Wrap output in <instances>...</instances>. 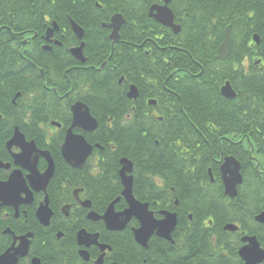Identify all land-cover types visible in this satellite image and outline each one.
<instances>
[{"label":"flooded vegetation","instance_id":"af4514ba","mask_svg":"<svg viewBox=\"0 0 264 264\" xmlns=\"http://www.w3.org/2000/svg\"><path fill=\"white\" fill-rule=\"evenodd\" d=\"M185 1L173 0L168 4L173 24L179 28L176 35L150 17L152 6H163L161 0L147 1L150 6L143 19L142 33L136 22L126 30H123V25L115 44L109 39L112 30L106 26L111 18L105 23L96 21L94 29L81 27L68 19V28L61 29L56 25L57 29L47 40L45 34L52 28L53 22L43 26L45 29L39 34L30 31L8 33L9 40L19 44L17 54L22 60L25 58L23 63L31 66L33 74L15 79L18 90L12 95L8 94L10 83H13L11 77H7V83L0 85V259L8 254L11 256L4 264H154L153 259L144 257L146 250L134 241L133 230L140 225L135 218L123 229L109 231L102 217L116 199L118 201L113 206L116 214L128 208L121 196L124 189L121 160L131 164V172L124 175L132 179L134 199L147 204L155 220L163 218L160 214L163 211L175 213L177 222L186 216V143L175 142L174 145L164 144L161 147L159 141L153 140V153L167 152L165 157L170 163L167 178H163L160 174L144 176L145 167L139 163L138 150L134 154L133 149L120 142L129 133L150 139L154 137L157 126L143 121L142 112L150 113L158 123L163 120L156 110L158 102L155 98L149 95L140 104L141 94L155 86L150 85V79L148 85L139 86L140 74L144 75L139 59L145 58L147 63L155 65L149 59L156 50L164 51L166 55L163 60L166 74H163L164 83L158 87V92L174 99L173 106L166 112L184 115L182 98L174 95V90L167 88L166 84H186L190 78H200L202 72L200 62H194L201 69L199 75L189 76L186 68L187 51L182 43L186 38L182 28L186 20L183 13ZM251 3L258 11L246 14L248 21L244 26L252 33L245 49H240L245 40L236 43L241 34L234 38L236 29L233 26L236 25L228 24L222 30V41L216 47L214 56L219 63H226L235 51H240L243 56L239 71L248 75L251 72L264 74V0H251ZM254 19L256 21L252 23ZM70 21L81 30L80 38L73 33ZM156 29L158 34L151 35ZM226 29H229V54L226 60H219L217 51ZM255 30L258 33L253 32ZM142 36L143 41H140ZM157 41H163L164 46ZM172 58H178L184 66L176 65ZM227 82L234 91L229 81L224 84ZM131 87L137 92L136 100L128 98ZM149 102H155V105ZM79 106L86 110L88 126L85 122L80 124L75 121L76 113L84 112ZM114 113L123 114L120 121L114 118ZM133 120L138 122L133 123ZM93 125L95 128L90 130ZM166 134L169 135L167 131ZM112 135L118 136L117 143L104 140ZM69 137L81 138L89 148L85 158L86 147L81 146L76 152V146L71 144L72 151L78 154L73 155L77 159L74 165L78 166L69 164L62 154V147ZM238 141V144L243 141L249 144L245 139ZM223 142L229 147L237 143L228 136L217 139L214 154L218 156L214 163L224 194L220 167L227 157L239 161L233 155L224 153ZM246 146H242L244 153H247ZM253 151L251 147L248 155L252 162L263 159L256 152L252 157ZM110 165L113 166L108 172L107 166ZM50 166L52 176L45 182L44 174ZM208 171L211 174L209 183L213 184L217 178L211 170ZM242 179L244 182L243 175ZM149 180L152 181L150 185ZM242 184L237 188V197ZM135 187L145 195L159 194L166 199L153 200L151 205L134 196ZM241 238L238 250L244 246ZM153 239L172 245L156 236H152L148 244ZM133 245L141 252L130 251L135 250Z\"/></svg>","mask_w":264,"mask_h":264},{"label":"trees","instance_id":"16d2710c","mask_svg":"<svg viewBox=\"0 0 264 264\" xmlns=\"http://www.w3.org/2000/svg\"><path fill=\"white\" fill-rule=\"evenodd\" d=\"M147 1L0 0V74L11 77L13 83H16L15 79L19 76L33 74L31 66L24 64V60L19 58V44L9 40V32L30 31L39 34L52 22L61 29H67L68 19L81 27L94 29L96 21L109 22L114 14H120L126 21L123 30L132 28L136 22L142 33V26L145 25L143 19L150 6ZM257 11L251 0L185 1L183 13L186 20L182 28L186 38L182 43L187 51L186 68L189 76L199 75L201 69L194 62H200L202 72L200 78H190L186 84H166L167 88L174 90V95L182 98L184 115L166 112L167 108L173 106L174 99L158 92V87L161 86L158 75L166 74L163 63L165 52L155 51L154 56L149 59L155 65L147 63L145 58L139 59L143 74L152 82L150 85L155 86L141 94L140 104L150 96L155 98L158 102L156 110L163 120L162 124L156 120L153 122L158 131L151 139L129 133L120 142L129 144L134 154L138 150L139 163L145 167L142 173L144 176L160 174L163 178H167L170 163L165 157L167 152L153 153V140L159 141L161 147L164 144L185 142L187 148L184 155L187 159V192L184 194L186 216L182 217L184 220L179 218L173 245L156 239L150 241L144 257L153 259L154 264H241L236 252L239 239L245 234L256 236L264 248V226L253 221L256 214L264 211V74L251 72L248 75L239 71L243 56L240 51H235L226 63H219L214 56L216 47L222 41V30L228 24L236 25L233 26L236 29L234 38L241 34L236 43L245 40L244 45L240 46V49H245L252 33L245 27L248 21L246 14ZM253 32L258 33L257 30ZM157 34L156 29L151 35ZM130 37L131 35L128 36ZM143 38L142 36L140 41ZM157 43L164 46L163 41ZM1 53L6 55L1 57ZM172 60L176 65L184 66L178 58ZM225 81H229L237 93L234 101L225 100L220 95V88ZM138 84L140 87L146 86L141 81ZM165 95L167 99L164 98ZM123 108L127 109V106ZM113 116L119 120L123 114L114 113ZM173 123L181 127L168 126ZM225 136L232 137L237 145L229 147L223 142L225 146L222 149L239 161L244 178L236 200L224 196L214 163L218 156L214 154L217 139ZM242 139L249 144L245 141L238 144V140ZM104 140L107 143H117L119 138L112 135ZM242 146H246L247 153L243 152ZM251 147L254 150L252 157L256 152L263 159L258 158L255 163L252 162L248 156ZM111 166L113 165L107 166L108 172H111ZM208 170H211L218 182L209 183ZM134 196L151 205L153 200L166 199L159 194L145 195L137 187L134 188ZM189 215L191 221L188 220ZM226 224L239 227L238 234L225 233L223 226ZM133 246L135 250L130 251L141 252Z\"/></svg>","mask_w":264,"mask_h":264},{"label":"water","instance_id":"95a60500","mask_svg":"<svg viewBox=\"0 0 264 264\" xmlns=\"http://www.w3.org/2000/svg\"><path fill=\"white\" fill-rule=\"evenodd\" d=\"M163 2V6H152L149 10L150 17L155 20L159 25L169 28L172 30L173 34H177L179 32V28L173 24V14L171 10L168 8V4L173 0H161ZM125 21L123 17L119 14H115L108 24V28L112 30L109 39L112 41V44H115L118 39V32L120 28L124 25ZM70 26L73 33L80 38L82 35L79 27L70 21ZM57 29L55 23L51 29H49L46 34V40L51 36L52 32ZM229 54V29H226L224 34L223 42L217 51V58L219 60H226ZM220 94L224 99L233 100L236 97V94L232 90L230 84L227 82L220 89ZM129 99L136 100L137 92L134 88L130 89L128 94ZM152 105H155V102H149ZM80 109H83L84 112L76 113L75 121L88 126V116L85 108L79 106ZM93 127L90 130H93ZM87 129V128H86ZM74 139V140H73ZM67 144H64L62 147V154L66 161L74 165L76 163V158L74 156H78L76 152H78L82 147L85 146V143L81 140V138H68ZM76 146L72 151L73 146ZM86 147V146H85ZM71 150V151H70ZM73 153V154H72ZM89 154V148L86 147L84 157ZM82 163V160H81ZM121 164L123 165L121 171V182L124 187L122 192V197L127 202L128 208L124 212L120 214H116L113 210L114 204L118 201L116 199L107 209L105 215L102 217L103 221L106 224V228L109 231H119L124 228V226L132 219L135 218L139 222V227L133 230L134 240L138 246L143 249L148 248V241L152 236H156L159 239L167 241L173 244L172 234L177 227V216L175 213H169L167 211L161 212V216L163 217L161 220H155L151 212L148 211L147 204H141L136 201L132 194V179L131 177L125 176L124 173L131 172V164L127 160H121ZM78 166V165H74ZM52 166L48 168L46 173L44 174L45 182L52 176ZM221 173V181L224 188V195L228 198L234 200L237 198V188L242 184L243 179L240 172V164L233 158L227 157L224 159L223 164L220 167ZM210 178L211 174L209 172ZM191 220V217H189ZM255 223L258 225H264V212L256 215L254 217ZM46 225V223H45ZM223 231L229 233H235L238 231V228L235 225L228 224L223 227ZM241 243L244 244L238 251L237 256L241 260L242 264H262L264 262V251L261 249L260 244L258 243L256 237H248L244 236L241 238ZM82 241H80L81 244ZM9 257V258H8ZM11 256L6 255L0 259V264H4L7 262ZM35 263V261L33 262ZM36 264V263H35ZM37 264H40V262Z\"/></svg>","mask_w":264,"mask_h":264},{"label":"bare ground","instance_id":"6f19581e","mask_svg":"<svg viewBox=\"0 0 264 264\" xmlns=\"http://www.w3.org/2000/svg\"><path fill=\"white\" fill-rule=\"evenodd\" d=\"M5 55H6V53H1V57H4ZM25 57H27V56L25 55ZM26 60H28V59H26ZM24 61H25V58H24ZM158 79H159L160 83H164V76H163L162 74H159V75H158ZM140 81H141L144 85H148V79H147V77H145V75L140 74ZM7 82H8L7 76H5V75H3V74H0V85H1V84H4V83H7ZM131 88H134V87H131ZM17 90H18V89H17L15 83H10L8 94H9V95H12L13 92H16ZM8 94H6V95H8ZM106 100H107V98H106V96H105V101H106ZM99 106H100V105H99ZM141 117H142L143 121H145L146 123H153V122H155V121H154V118L152 117V115H151L150 113L142 112V113H141ZM119 121H120V120H119ZM132 122H133V123H137L138 121H137V120H133ZM170 126H171L172 128H174V127L176 126V124L173 123V124H170ZM186 131H187V130H186ZM123 142H124L125 146L129 147V144H127L125 141H123Z\"/></svg>","mask_w":264,"mask_h":264}]
</instances>
